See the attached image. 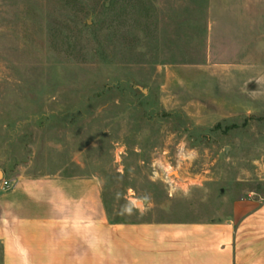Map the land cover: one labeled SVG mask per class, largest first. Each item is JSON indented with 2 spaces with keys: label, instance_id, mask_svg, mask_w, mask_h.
<instances>
[{
  "label": "rangeland",
  "instance_id": "rangeland-1",
  "mask_svg": "<svg viewBox=\"0 0 264 264\" xmlns=\"http://www.w3.org/2000/svg\"><path fill=\"white\" fill-rule=\"evenodd\" d=\"M207 10L0 0V186L97 176L111 220L127 224L211 221L264 198V117L231 129L169 105L184 92L170 74L205 59Z\"/></svg>",
  "mask_w": 264,
  "mask_h": 264
},
{
  "label": "crops",
  "instance_id": "crops-1",
  "mask_svg": "<svg viewBox=\"0 0 264 264\" xmlns=\"http://www.w3.org/2000/svg\"><path fill=\"white\" fill-rule=\"evenodd\" d=\"M207 16L205 59L170 74L184 92L174 89L169 105L238 129L243 116L264 117V0H208ZM9 182L0 186V264H264L261 197L211 221L127 224L111 220L97 176Z\"/></svg>",
  "mask_w": 264,
  "mask_h": 264
},
{
  "label": "built area",
  "instance_id": "built-area-1",
  "mask_svg": "<svg viewBox=\"0 0 264 264\" xmlns=\"http://www.w3.org/2000/svg\"><path fill=\"white\" fill-rule=\"evenodd\" d=\"M10 186H11V184H10V182L9 181H3V187L4 188H10Z\"/></svg>",
  "mask_w": 264,
  "mask_h": 264
},
{
  "label": "trees",
  "instance_id": "trees-1",
  "mask_svg": "<svg viewBox=\"0 0 264 264\" xmlns=\"http://www.w3.org/2000/svg\"><path fill=\"white\" fill-rule=\"evenodd\" d=\"M113 2H115V0H113Z\"/></svg>",
  "mask_w": 264,
  "mask_h": 264
}]
</instances>
